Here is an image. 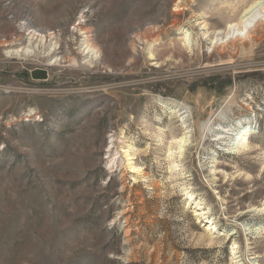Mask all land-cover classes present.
<instances>
[{
	"label": "rangeland",
	"instance_id": "rangeland-1",
	"mask_svg": "<svg viewBox=\"0 0 264 264\" xmlns=\"http://www.w3.org/2000/svg\"><path fill=\"white\" fill-rule=\"evenodd\" d=\"M254 1L0 0V264H232L234 243L242 264H264V215L247 213L264 200V22L254 39L211 45ZM81 28L99 63L87 62ZM33 30L60 39L56 66L6 54ZM218 120L227 134L253 125L249 155L211 142ZM186 132L174 174L170 142ZM128 145L147 179L111 164ZM186 189L212 222L198 223Z\"/></svg>",
	"mask_w": 264,
	"mask_h": 264
},
{
	"label": "bare ground",
	"instance_id": "bare-ground-1",
	"mask_svg": "<svg viewBox=\"0 0 264 264\" xmlns=\"http://www.w3.org/2000/svg\"><path fill=\"white\" fill-rule=\"evenodd\" d=\"M234 9L235 10L232 11V14L234 15L235 19H232L231 21L227 22V24L225 25L223 30H219V31L217 30L215 32V37L213 38L214 40L211 41V45L213 48L212 52H214L216 50L217 46H223V45L227 46L228 44H230L236 40L254 39L256 34L258 33V29H259L261 23L264 22V19H263V17H264V0L254 1L250 5H247L244 8H242L241 11H239V9L236 11V8H234ZM261 15H263V17H261ZM174 22H176V21H174ZM206 26L207 25H205L202 28V30H208L206 28ZM160 31H161V28L160 27L158 28V26H157L156 28L155 27L151 28V30H149L146 33V37H143V35L140 37L137 36L138 44L148 45L150 40L155 38L156 33L160 32ZM80 32H81L80 36H81V38H83V44H82L83 50H82V52H83V54H85L87 62L90 63V65H92L93 62L95 61V59L100 58L99 50H98L97 46L93 43V41L91 39L92 35H91V32L89 30H84L81 28ZM185 33L188 34V31ZM206 35H207V33H204V36H206ZM219 39H220V41H219ZM54 40L55 41L57 40V41L54 42ZM59 41H60V39L58 40V38L55 36V33H53V32H50V34L48 36H46L41 31L33 30L29 34L26 44L19 45V47H17L16 49L8 50V52L6 54L11 55V57H13V59H18V60H22V61H25L28 58H33V57L38 58V59H43V61L48 62L49 67H54L57 65V63L59 61V58L56 56L57 54H56V48H55L56 45L60 44ZM182 42H183L182 45L184 47H186L187 49H189V48L191 50L193 49V43L191 41V35L190 34L186 35L182 39ZM132 43H133V41H132ZM131 46H132V44H131ZM136 47H137L136 44L133 45V49L135 51H136ZM148 58L150 61L155 63L154 66H159V59L156 56L155 52L151 49L149 50ZM73 61L76 62V60H73ZM98 61L99 60H97L95 62H98ZM48 78H49V74H48ZM172 110L173 111L170 112L171 116L176 118V119L182 118L179 120L180 126L183 130H187L189 126H188V120H186L187 117H184V115L186 113L180 112L181 113L180 114L179 111H177L175 109H172ZM223 122H225V121L222 120L220 122V120H218V122L214 124V125L219 126V127L215 131L217 133L213 134L211 136V138L214 137V139H212L211 142L216 143V145L221 144L222 146L219 149H221L222 151L224 150V152H226V154H228V155H233V156H239L240 154L249 155L251 153V146L248 143L249 140L247 138L249 135L254 133V132H252L253 125L246 123L245 125H241V127L238 130H236V131L233 130V131H235V132H233V134L232 133L227 134L229 132V130L222 127ZM206 128H207L208 132L210 133L216 127L213 125L209 126V124L207 123L205 129ZM188 134H189V132H186L181 137L173 138L172 141L170 142L171 147L168 150V158L167 159L171 160L170 169H171V172H173L174 174L179 172L178 168L180 167V165L178 163L182 162L185 159V153L187 152L186 149H187V147L190 146V143H189L190 137L187 136ZM140 152L141 151L134 148L133 146L128 145L127 148H124L120 151L119 154H122V156H120V158H118V159L116 157L113 158L111 160V164L113 163V167L114 166H117V167L122 166V164L119 163L121 158H122L123 161L128 163V168H129L131 173H134V174L141 176V179H147L148 174L142 170L141 166L136 164L137 162H135L138 159V154ZM217 161L218 160H216L214 158V162H217ZM262 166H263L262 171H264V164ZM212 168H214V167H212ZM247 179L250 180L252 178L250 176H247ZM189 191H190V189H186V195L190 198V200L192 202L193 201H195V202L199 201V204H197L198 206L195 207L196 210L194 211V213H195L194 216L197 218L198 223L199 222L204 223V220H206V221H208L209 219L212 220L213 217L211 215L212 211L210 210V208H208L205 204H203V202L198 200L197 197L194 198V194L192 193V191H190V192ZM251 212L258 213L259 215H264V200L262 201L260 207H253L247 211V213H251ZM211 220H209V221L212 222L213 220L212 221ZM211 224L208 225V223H207L204 228H206V232H210L209 243L214 244L215 241H214L212 232H213V230H217V227H214V224H212V225ZM235 235H236L235 231H232L231 233L225 234V241H230ZM249 245H251V244H249ZM238 249H239L238 244L234 243L233 247H232V255H234V257L232 258V264H242V261L239 260L240 258L236 257ZM256 258H260V256H257Z\"/></svg>",
	"mask_w": 264,
	"mask_h": 264
},
{
	"label": "water",
	"instance_id": "water-1",
	"mask_svg": "<svg viewBox=\"0 0 264 264\" xmlns=\"http://www.w3.org/2000/svg\"><path fill=\"white\" fill-rule=\"evenodd\" d=\"M31 77L34 80H47L48 72L45 70H34L31 72Z\"/></svg>",
	"mask_w": 264,
	"mask_h": 264
},
{
	"label": "built area",
	"instance_id": "built-area-1",
	"mask_svg": "<svg viewBox=\"0 0 264 264\" xmlns=\"http://www.w3.org/2000/svg\"><path fill=\"white\" fill-rule=\"evenodd\" d=\"M37 119L39 118V116L36 117Z\"/></svg>",
	"mask_w": 264,
	"mask_h": 264
}]
</instances>
